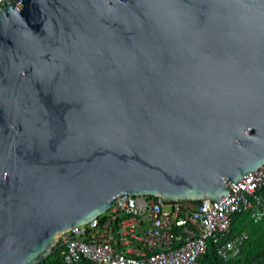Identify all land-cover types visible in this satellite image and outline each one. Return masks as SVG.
Instances as JSON below:
<instances>
[{"label": "water", "instance_id": "95a60500", "mask_svg": "<svg viewBox=\"0 0 264 264\" xmlns=\"http://www.w3.org/2000/svg\"><path fill=\"white\" fill-rule=\"evenodd\" d=\"M264 163V0L0 10V264L126 194L218 200Z\"/></svg>", "mask_w": 264, "mask_h": 264}, {"label": "built area", "instance_id": "2783aa9c", "mask_svg": "<svg viewBox=\"0 0 264 264\" xmlns=\"http://www.w3.org/2000/svg\"><path fill=\"white\" fill-rule=\"evenodd\" d=\"M12 1L0 0V10ZM230 185L220 199L194 205L126 194L98 218L61 233L56 246L69 264H206L211 243L228 260L248 238L243 231L224 239L234 215L264 218V163Z\"/></svg>", "mask_w": 264, "mask_h": 264}, {"label": "trees", "instance_id": "16d2710c", "mask_svg": "<svg viewBox=\"0 0 264 264\" xmlns=\"http://www.w3.org/2000/svg\"><path fill=\"white\" fill-rule=\"evenodd\" d=\"M201 201H187L192 205ZM242 231L248 233V238L241 245V252L236 257L225 260L217 253V243H211L207 255L203 258L206 264H264V218L254 222L248 212L235 214L230 231L225 240L232 239ZM39 264H69L65 261L62 248L57 245L53 251Z\"/></svg>", "mask_w": 264, "mask_h": 264}, {"label": "crops", "instance_id": "0c3cea01", "mask_svg": "<svg viewBox=\"0 0 264 264\" xmlns=\"http://www.w3.org/2000/svg\"><path fill=\"white\" fill-rule=\"evenodd\" d=\"M242 232H243V231H242ZM245 232H246V231H245ZM240 233H241V232H240ZM240 252H241V251H240ZM239 254H240V253H239ZM239 254H238V255H239ZM234 257H236V256H234ZM234 257H232V258H234ZM232 258H230V259H232ZM230 259H228V260H230Z\"/></svg>", "mask_w": 264, "mask_h": 264}]
</instances>
